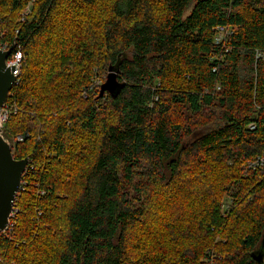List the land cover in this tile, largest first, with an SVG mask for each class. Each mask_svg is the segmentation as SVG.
Returning a JSON list of instances; mask_svg holds the SVG:
<instances>
[{"label":"trees","instance_id":"trees-1","mask_svg":"<svg viewBox=\"0 0 264 264\" xmlns=\"http://www.w3.org/2000/svg\"><path fill=\"white\" fill-rule=\"evenodd\" d=\"M1 34L29 164L0 264H258L264 0H0Z\"/></svg>","mask_w":264,"mask_h":264},{"label":"water","instance_id":"water-1","mask_svg":"<svg viewBox=\"0 0 264 264\" xmlns=\"http://www.w3.org/2000/svg\"><path fill=\"white\" fill-rule=\"evenodd\" d=\"M15 48L13 43L9 49H0V110L8 101L9 93L13 89L17 80L14 75V68L7 66L8 58ZM118 67L111 68L107 81L100 88V97L105 93L113 94L119 87L117 77ZM29 164V158L16 160L11 150V144L3 136L2 125L0 123V234L7 231L11 213L15 206L23 175ZM252 258L258 264L264 261V241L261 248L252 254Z\"/></svg>","mask_w":264,"mask_h":264},{"label":"built area","instance_id":"built-area-1","mask_svg":"<svg viewBox=\"0 0 264 264\" xmlns=\"http://www.w3.org/2000/svg\"><path fill=\"white\" fill-rule=\"evenodd\" d=\"M214 32H215L214 43L218 46V45L223 44L234 33V30L231 29L230 27H216ZM0 49L1 50H7L8 47L5 44L0 42ZM255 58H256V61H258V62L261 61L264 64V52L256 51L255 52ZM22 59H23V53H22L21 47H18V49H16V51L14 53H11V55L8 58V61H7V66L9 68H14L15 69L14 75L17 78V80L15 82V85H17L18 82H19L18 78H19L20 73H21V62H22ZM96 83H97V85L101 86L102 81H98ZM9 96H10V93H9ZM14 109L15 108H13V106L7 105V102L3 105V107L0 110V123H1L2 127L8 121L9 116L12 113V111H14ZM14 112H16V110ZM254 114L255 115H253V117H252L253 120H252L251 124L248 127L251 131H256L257 127H258L257 123L259 121V118L256 115V113H254ZM22 140L23 139L21 137H18V141H22ZM27 168H28V166H27ZM245 168H246V170L248 172L249 171L255 172V171H259V170L264 171V154L261 155V156H258L256 161L248 162L247 165H245ZM26 171H27V169H26ZM26 171H25L24 175L26 174ZM26 186H27V183L25 181H23V178H22V181H21V184H20V188H19L18 194L16 196V200L20 196V194L25 191ZM38 194L40 196H42V195H44V192L39 190ZM18 213H19V210H17L15 208V206H14L13 211L11 213L10 224H9V227H8L7 230H9L13 226L11 220L14 217H16V215ZM206 264H215V263H214V261L212 259L211 261L208 260Z\"/></svg>","mask_w":264,"mask_h":264},{"label":"rangeland","instance_id":"rangeland-1","mask_svg":"<svg viewBox=\"0 0 264 264\" xmlns=\"http://www.w3.org/2000/svg\"><path fill=\"white\" fill-rule=\"evenodd\" d=\"M24 15H26V12H25V14H24ZM0 36H2V34H1ZM108 74H109V73H108ZM106 81H107V80H106ZM106 81H105V82H106ZM102 84H104V83L102 82V83H101V86H102Z\"/></svg>","mask_w":264,"mask_h":264}]
</instances>
